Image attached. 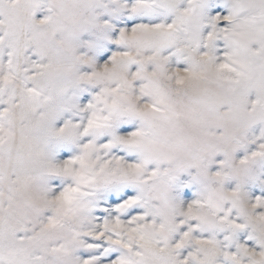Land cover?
<instances>
[{"label": "snow or ice", "instance_id": "6c2138e0", "mask_svg": "<svg viewBox=\"0 0 264 264\" xmlns=\"http://www.w3.org/2000/svg\"><path fill=\"white\" fill-rule=\"evenodd\" d=\"M0 264H264V0H0Z\"/></svg>", "mask_w": 264, "mask_h": 264}]
</instances>
